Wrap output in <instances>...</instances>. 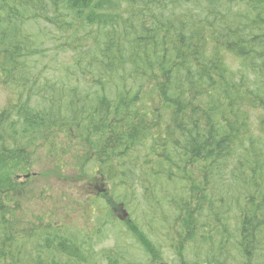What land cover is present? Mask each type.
I'll list each match as a JSON object with an SVG mask.
<instances>
[{
	"label": "trees",
	"instance_id": "obj_1",
	"mask_svg": "<svg viewBox=\"0 0 264 264\" xmlns=\"http://www.w3.org/2000/svg\"><path fill=\"white\" fill-rule=\"evenodd\" d=\"M20 1V14H12L16 0H0V81L15 99L0 112V184L10 183L38 142L56 158L62 148L53 133L63 131L79 142L72 159L82 172V163L97 158L105 181L136 180L149 199L156 184L184 185L185 195L177 197L185 199L179 209L187 217L189 203L205 193L218 204L229 200L227 218L218 214L212 226L227 241H218L220 254L229 253L232 243L246 244L249 255L264 246V7L243 13L217 9L219 2L234 0ZM36 19L54 27L58 39L61 34L60 52L73 53L67 68L74 73L67 81L75 82L44 115L31 107L37 92L20 64L37 37L22 28L9 34L15 21ZM58 84L64 89L66 82ZM21 127L33 133L22 138ZM223 183L232 184L224 193ZM13 186L0 185L3 225L18 206ZM41 222L16 216L11 223L17 228H0L6 240H0V264H46L44 254L55 249L65 264L80 259L79 247L58 227ZM29 241L36 248L27 250Z\"/></svg>",
	"mask_w": 264,
	"mask_h": 264
},
{
	"label": "rangeland",
	"instance_id": "obj_2",
	"mask_svg": "<svg viewBox=\"0 0 264 264\" xmlns=\"http://www.w3.org/2000/svg\"><path fill=\"white\" fill-rule=\"evenodd\" d=\"M19 1L16 0L14 10L9 13L20 14ZM244 2L245 4L239 0L231 3L221 1L218 8H214L235 12L239 9L245 13L250 6L254 8L253 13H256L260 6L264 7V0ZM48 16H51L50 8ZM21 28L38 40L30 50L32 54H29V51L21 53L24 57L20 59V64L26 67L24 80H27L29 85L32 82L34 91L37 92L31 99V107L38 115H44L51 109L52 102L65 100L66 97H63L61 92L75 82L74 78V82L69 86L71 79L67 81L69 74L74 73L67 68L71 65L73 53L59 51V46L63 43L61 34L58 39L55 28L43 20H30L24 25L15 21L11 26L13 30L9 31L10 36ZM226 62L229 67L237 68V63L229 56ZM58 81L66 82L64 89H61ZM12 97L11 89L0 81V112L7 108L10 99L15 100ZM37 118L40 119L39 116ZM20 129L23 130L22 138L33 133V129ZM71 136H75L73 132ZM53 137L57 147L62 148L60 152L56 150V158L50 157L43 142H38L35 146L38 148L32 147L28 150L27 161L21 163V170L11 175L8 180L10 183L0 185L5 188L14 185L11 198L17 194L15 199L18 203V206L12 208L15 210L14 217H26L33 219L34 224L42 221L43 224L49 223L55 228L58 227L70 243L79 247L83 254L75 264H80L86 259L87 264H245L249 257L252 264H264L263 244L257 245L250 255L246 244L237 248L234 243V248L231 247L233 250L230 249L229 253H219L221 245L218 241L220 244L221 241H227L219 239L222 235L217 233L215 228L212 230V226L218 214L223 221L227 218L228 204H231L229 200L218 204L211 198H205V193L198 201L189 203L192 205V213L187 217L179 209L185 199L179 201L177 197L185 195L184 185L174 183L166 186L165 182L156 184L155 192L151 193L152 199H149L136 186V180L133 185L118 184V181L110 184L105 181L97 173L100 166L97 158L86 163L81 162L85 171H80L78 159H72L77 157L79 142L69 141L63 131L54 132ZM97 137V134H92V138ZM14 140L15 136L13 142ZM193 173L196 174L194 170ZM221 185L220 190L224 193L232 184ZM102 189L105 190L103 193L100 192ZM174 196L176 198L172 199ZM193 204L198 206V212L193 209ZM209 205H214V213ZM122 208L127 212L125 217L120 211ZM234 213L236 212L233 209L229 215ZM14 217L6 216L4 219L8 224L4 225L17 228L11 223ZM229 219L233 221L235 217ZM183 221L194 224L193 229L189 230L190 225L184 226ZM4 225L0 223V228ZM1 234L0 231L1 243L5 245L6 240ZM48 235L52 234L48 232ZM212 235L214 239L210 238ZM36 246V241L25 243L27 250ZM55 251L44 254L46 264H65L66 259L61 258L59 252Z\"/></svg>",
	"mask_w": 264,
	"mask_h": 264
},
{
	"label": "water",
	"instance_id": "obj_3",
	"mask_svg": "<svg viewBox=\"0 0 264 264\" xmlns=\"http://www.w3.org/2000/svg\"><path fill=\"white\" fill-rule=\"evenodd\" d=\"M125 214V213H124ZM124 217H125V215H124Z\"/></svg>",
	"mask_w": 264,
	"mask_h": 264
}]
</instances>
